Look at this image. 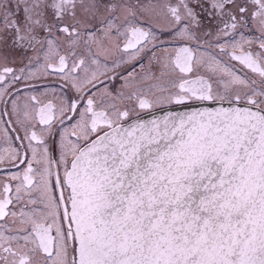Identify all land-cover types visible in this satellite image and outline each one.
I'll return each mask as SVG.
<instances>
[{"label": "snow or ice", "instance_id": "snow-or-ice-1", "mask_svg": "<svg viewBox=\"0 0 264 264\" xmlns=\"http://www.w3.org/2000/svg\"><path fill=\"white\" fill-rule=\"evenodd\" d=\"M0 264H264V0H0Z\"/></svg>", "mask_w": 264, "mask_h": 264}, {"label": "flooded vegetation", "instance_id": "flooded-vegetation-1", "mask_svg": "<svg viewBox=\"0 0 264 264\" xmlns=\"http://www.w3.org/2000/svg\"><path fill=\"white\" fill-rule=\"evenodd\" d=\"M156 69L154 68V71H155Z\"/></svg>", "mask_w": 264, "mask_h": 264}]
</instances>
